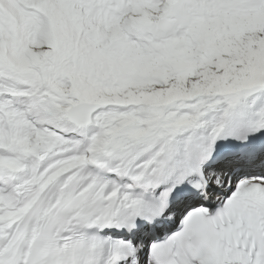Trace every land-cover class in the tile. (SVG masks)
Segmentation results:
<instances>
[{"label":"snow or ice","instance_id":"6c2138e0","mask_svg":"<svg viewBox=\"0 0 264 264\" xmlns=\"http://www.w3.org/2000/svg\"><path fill=\"white\" fill-rule=\"evenodd\" d=\"M0 264H264V0H0Z\"/></svg>","mask_w":264,"mask_h":264}]
</instances>
